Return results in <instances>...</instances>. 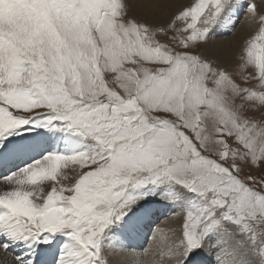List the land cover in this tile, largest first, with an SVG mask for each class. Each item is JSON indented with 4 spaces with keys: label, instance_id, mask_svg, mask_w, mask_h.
<instances>
[{
    "label": "snow or ice",
    "instance_id": "1",
    "mask_svg": "<svg viewBox=\"0 0 264 264\" xmlns=\"http://www.w3.org/2000/svg\"><path fill=\"white\" fill-rule=\"evenodd\" d=\"M0 264H264V0H0Z\"/></svg>",
    "mask_w": 264,
    "mask_h": 264
},
{
    "label": "bare ground",
    "instance_id": "2",
    "mask_svg": "<svg viewBox=\"0 0 264 264\" xmlns=\"http://www.w3.org/2000/svg\"><path fill=\"white\" fill-rule=\"evenodd\" d=\"M183 0H173V3L176 5H179L180 3H182ZM260 0H257V3L259 4ZM243 10H241V18L243 17ZM166 20V15H159L157 17H155L152 22L154 23H163ZM249 29L247 28V26L245 25L244 21L240 24L239 28L237 29V32L232 35L231 37H217L219 39V42L223 43L226 46H231L232 48V52L233 55L238 53V45H239V41L241 39H243L245 36H247L249 34ZM160 217V218H159ZM162 221V219H164V217L162 215L155 217L151 220H146L143 223H141L140 225L137 226V232L134 235V239L132 240V243L140 246L145 244V242H147V236H148V232L149 229L151 227V224L156 222L157 223H161L160 221ZM178 221V222H176ZM163 223L160 224L158 227H168V226H173V225H178L179 224V220H176V218H172V219H164L162 221ZM154 226V225H152ZM156 227V226H155ZM153 228V227H152Z\"/></svg>",
    "mask_w": 264,
    "mask_h": 264
},
{
    "label": "rangeland",
    "instance_id": "3",
    "mask_svg": "<svg viewBox=\"0 0 264 264\" xmlns=\"http://www.w3.org/2000/svg\"><path fill=\"white\" fill-rule=\"evenodd\" d=\"M242 16H243V15H242ZM241 19H242V20H241V23H242V22H243V17H242ZM239 26H240V25L237 26V29L239 28ZM230 59H231V58H230ZM159 218H160V217H159ZM163 220H164V219H162V221H163ZM176 220H178V219L176 218ZM159 221H160V219H159ZM162 221H161V223H157V225H156V222H154V223L151 224V227H150V229H149V232L147 233V234H148V236H147V240H148V238L150 237L152 227H154V228H155V226L158 227L160 224L163 223ZM176 222H178V221H176ZM152 225H154V226H152ZM147 240H146V241H147ZM146 243H147V242H145V244H146Z\"/></svg>",
    "mask_w": 264,
    "mask_h": 264
}]
</instances>
